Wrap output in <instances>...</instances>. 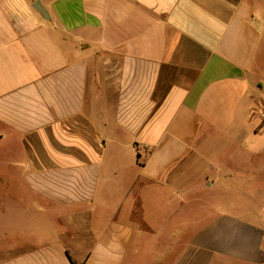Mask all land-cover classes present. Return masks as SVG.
Segmentation results:
<instances>
[{
	"label": "crops",
	"instance_id": "1",
	"mask_svg": "<svg viewBox=\"0 0 264 264\" xmlns=\"http://www.w3.org/2000/svg\"><path fill=\"white\" fill-rule=\"evenodd\" d=\"M263 13L0 0V264H264Z\"/></svg>",
	"mask_w": 264,
	"mask_h": 264
},
{
	"label": "water",
	"instance_id": "2",
	"mask_svg": "<svg viewBox=\"0 0 264 264\" xmlns=\"http://www.w3.org/2000/svg\"><path fill=\"white\" fill-rule=\"evenodd\" d=\"M36 10H38L39 12H41L43 14V16L47 17L46 13L44 10H42L41 8L34 6Z\"/></svg>",
	"mask_w": 264,
	"mask_h": 264
},
{
	"label": "rangeland",
	"instance_id": "3",
	"mask_svg": "<svg viewBox=\"0 0 264 264\" xmlns=\"http://www.w3.org/2000/svg\"><path fill=\"white\" fill-rule=\"evenodd\" d=\"M263 15H264V13H263ZM263 43H264V34H263ZM139 222V221H138Z\"/></svg>",
	"mask_w": 264,
	"mask_h": 264
}]
</instances>
